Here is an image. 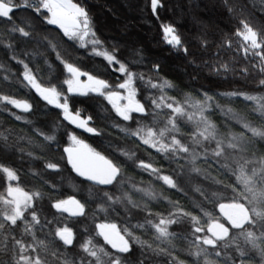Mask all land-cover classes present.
Returning a JSON list of instances; mask_svg holds the SVG:
<instances>
[{
    "label": "snow or ice",
    "instance_id": "obj_1",
    "mask_svg": "<svg viewBox=\"0 0 264 264\" xmlns=\"http://www.w3.org/2000/svg\"><path fill=\"white\" fill-rule=\"evenodd\" d=\"M124 7L138 15L121 24L107 8L105 36L81 3L0 0V264H264V16L189 0L183 28L164 22L169 0ZM131 20L158 23L164 55ZM239 60L252 92L200 82ZM232 97L251 104L218 103Z\"/></svg>",
    "mask_w": 264,
    "mask_h": 264
},
{
    "label": "trees",
    "instance_id": "obj_2",
    "mask_svg": "<svg viewBox=\"0 0 264 264\" xmlns=\"http://www.w3.org/2000/svg\"><path fill=\"white\" fill-rule=\"evenodd\" d=\"M74 3H81L87 7H89L92 11V14L97 18V20L101 24L102 32L105 36H111L115 35V29L113 28V17L106 11L107 8H111L113 12L116 13V17L118 18L119 23H126L130 21V18L133 16L138 15L135 12H132L131 10L124 7L125 0H72ZM235 5L237 6V11H244L246 14L248 12H251L252 15L256 18V21L259 23L261 22V17L264 16V13H261L258 9V6L260 4V0H233ZM189 0H169V8L166 12L162 13V16L164 17V22H174L183 28L190 27L189 24V17L186 15L187 8L186 5H188ZM19 15H22V13H18ZM213 21L218 24V26L223 29L225 32H229L231 29H234L235 27V20L231 19L230 16L223 11V9H213L209 13ZM134 25V27H132ZM130 27H132L133 34L142 42L143 46L148 49L149 52H151L153 55L162 56L164 55L163 52V46H157L156 41L159 39V27L158 23L155 21L152 22H146L144 20H131ZM108 29H112V31H108ZM4 29L3 26L0 25V37L3 36ZM223 58L225 61H229L232 59V54H223ZM6 61V57L4 56V53L0 51V63H4ZM181 62L173 59L168 60V70L169 74L172 76H179L181 69L177 65H179ZM243 61L239 60L236 63L237 71L235 72L233 77H221L219 81L216 77H212L211 79H208V72L205 71L202 74L201 83L205 85V87H211L216 91H233L237 88H244L247 91L252 92L254 85L251 79L247 82H245L242 78L239 76V68L243 65ZM189 71H191V68H189ZM0 87H4L3 82H0ZM252 94H258L256 92H253ZM231 102H229V98H224L221 100H218V103H220L221 107L224 109L231 108L234 112H238L243 114V109L245 107V103L251 104V102H245L241 103L243 100V97L230 98ZM213 122L217 123L219 126L220 124L224 123V117L223 113L216 112V114L211 117ZM3 122V117H0V123ZM19 123V122H17ZM234 131L236 129H233ZM90 143L93 144V146H96L99 142L95 139H90ZM164 167H167V164L163 165ZM26 167V166H25ZM134 175V174H133ZM145 180H148L147 174L143 177ZM139 179V177H137ZM50 180L53 182H59L61 180V177L59 176H51ZM25 187H31V184L24 185ZM66 190L71 192L72 189L69 186H65ZM3 189L0 188V191ZM218 211V210H217ZM256 259H259V257H256Z\"/></svg>",
    "mask_w": 264,
    "mask_h": 264
},
{
    "label": "rangeland",
    "instance_id": "obj_3",
    "mask_svg": "<svg viewBox=\"0 0 264 264\" xmlns=\"http://www.w3.org/2000/svg\"><path fill=\"white\" fill-rule=\"evenodd\" d=\"M73 2V1H72ZM74 3V2H73Z\"/></svg>",
    "mask_w": 264,
    "mask_h": 264
}]
</instances>
